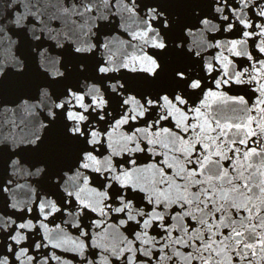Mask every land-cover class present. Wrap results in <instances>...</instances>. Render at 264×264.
I'll return each instance as SVG.
<instances>
[{
  "label": "snow or ice",
  "instance_id": "1",
  "mask_svg": "<svg viewBox=\"0 0 264 264\" xmlns=\"http://www.w3.org/2000/svg\"><path fill=\"white\" fill-rule=\"evenodd\" d=\"M0 115V264H264V0H0Z\"/></svg>",
  "mask_w": 264,
  "mask_h": 264
},
{
  "label": "water",
  "instance_id": "2",
  "mask_svg": "<svg viewBox=\"0 0 264 264\" xmlns=\"http://www.w3.org/2000/svg\"><path fill=\"white\" fill-rule=\"evenodd\" d=\"M192 40L197 39V37L193 36L192 38H190ZM12 119V117L10 116H2L0 115V121H3L4 123H0V132L3 133H8L10 131L9 127L7 126V120ZM11 131H17V129L13 128L11 129ZM18 183H20L21 185H23L22 188L17 189V196L20 199H23L25 197V193L27 192V182L25 178H20L18 179ZM56 223H59V221H56ZM50 227H53V225H49ZM57 254H61L60 250H56ZM70 253H69V258H70Z\"/></svg>",
  "mask_w": 264,
  "mask_h": 264
}]
</instances>
